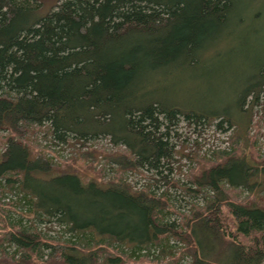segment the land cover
<instances>
[{
	"label": "trees",
	"instance_id": "1",
	"mask_svg": "<svg viewBox=\"0 0 264 264\" xmlns=\"http://www.w3.org/2000/svg\"><path fill=\"white\" fill-rule=\"evenodd\" d=\"M52 1L0 0V264H264V152L247 136L264 47L242 50L231 103L195 101L233 43L264 38V0ZM182 122L231 144L188 150ZM41 136L87 149L56 162Z\"/></svg>",
	"mask_w": 264,
	"mask_h": 264
},
{
	"label": "rangeland",
	"instance_id": "2",
	"mask_svg": "<svg viewBox=\"0 0 264 264\" xmlns=\"http://www.w3.org/2000/svg\"><path fill=\"white\" fill-rule=\"evenodd\" d=\"M53 3L52 0H46L45 6L43 7V10L41 11L42 14L49 11V8L51 4ZM261 12L264 13V3L261 4ZM262 35L264 36V26ZM236 46L237 55L236 58L232 55L227 56H221L219 57L216 62L219 66H224V70L217 72L218 74L213 76L212 78L208 79V81H204L202 83L201 87V94L198 86V92L197 96L200 94H204V100H195V101H203V102H218V103H231L233 99L231 98V94L234 91L235 88L238 86H241L244 84V81L248 78V70L246 68V58H244L243 49L244 47L251 46V49H255L257 54H259L260 50L264 47V38L258 41H248L245 42H237L233 43ZM243 53V54H242ZM255 53H252L248 57V61H251L254 59ZM188 87L194 88L196 86L192 84H187ZM205 88L206 90L202 89ZM253 118H252V127L248 128V134L249 137V144H253V150L256 153H262L264 152V111L259 110L258 108H254L252 111ZM178 132L180 135V140L185 141V143L188 144L189 148L188 150L195 148V141H197L201 145L200 152L204 153L208 150H211L212 148H226L228 147L231 142L230 140H227V137L229 135L228 132H222L220 130H217L214 125H202L199 126L197 129L192 126V124H187L185 122H182L178 127ZM69 141L67 144H54L50 142L49 140L45 139L43 136H41L38 141H36L37 149H41L46 152L47 155L52 157V159L56 162H61L62 160H67L70 158V156H74L76 152L82 153L87 148H83V150H80L76 148L78 145H73V143H70ZM90 150H95V154L99 156L100 162H98L99 167L102 165L103 167L106 166L105 157L100 152H114L115 149H112L110 144L106 141V139H97L94 141H91L88 146ZM93 157L88 158V160L92 159ZM70 162H74L75 166L78 168V173L81 176L87 177V178H93L98 180V175L96 172H93L90 168L87 167V160L85 156L81 155L80 158L76 161L68 160ZM183 162L185 165L182 168L181 173H176L178 176L182 177L183 174L186 173L187 167L189 166V162L183 159ZM112 166V165H111ZM96 167V168H99ZM106 170H108L107 167H105ZM111 170V169H110ZM109 172V170H108ZM111 174V172L109 173ZM128 176H130V179H133V181H139L138 184L143 183L146 181V178L143 177V175L140 174H130L128 173ZM98 177V178H97ZM104 177H106L104 175ZM236 193L243 195V191H241L239 188L236 189ZM181 204H184L182 201Z\"/></svg>",
	"mask_w": 264,
	"mask_h": 264
}]
</instances>
